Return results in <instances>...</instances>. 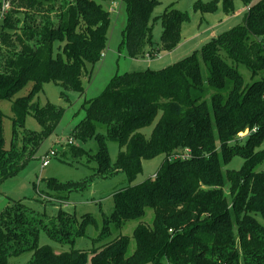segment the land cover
<instances>
[{"label": "trees", "instance_id": "obj_1", "mask_svg": "<svg viewBox=\"0 0 264 264\" xmlns=\"http://www.w3.org/2000/svg\"><path fill=\"white\" fill-rule=\"evenodd\" d=\"M8 1L0 25V100L10 103L13 138L6 148L0 111V183L34 158L59 123L61 109L49 103L31 109L34 97L47 83L82 94L86 65L102 58L109 24L108 13L91 0ZM159 1L124 0L121 45L128 57L154 58L178 46L187 15L170 6L154 17ZM233 1L222 0L225 11L233 12ZM157 21L162 34L154 48ZM238 66L250 72V83ZM28 83V94L16 97ZM28 115L40 131L25 129ZM153 122L146 138L140 132ZM95 124L107 127L106 138ZM245 131L250 134L241 144L237 137ZM73 137L98 142L97 174L114 170L128 181L141 172L143 161L164 155L153 179L115 195L114 212L107 216L120 229L150 209L152 224L136 226L132 254L130 238L120 234L100 247L75 249L86 222L72 225L68 215H74L65 211L48 218L14 203L0 216V264L24 253L31 254L25 264H264V2L248 9L241 26L163 70L113 77L87 105ZM105 140L118 144L113 164ZM233 158L242 162L237 170L227 167ZM54 185L46 183L47 189ZM41 233L69 250L40 246Z\"/></svg>", "mask_w": 264, "mask_h": 264}, {"label": "rangeland", "instance_id": "obj_2", "mask_svg": "<svg viewBox=\"0 0 264 264\" xmlns=\"http://www.w3.org/2000/svg\"><path fill=\"white\" fill-rule=\"evenodd\" d=\"M4 0H0L2 4ZM108 13L109 24L107 30V45L102 58L92 67L86 65L89 79L83 81V93L67 92L54 83L43 85L42 91L32 101L33 106L43 107L49 103L61 109L60 120L54 130L41 142L34 158L16 175L0 183V216L2 212L14 203L21 202L27 209L48 218L56 217L57 211H65L72 225L86 222L85 237L76 238L75 249L89 250L100 247L119 234L130 238L128 253L135 249L132 233L140 222L151 225L153 222L152 210L146 209L144 216L138 220L127 221L120 229H116L108 218L114 212V198L117 193L126 187H133L151 180L163 163L164 155L152 160L143 161L142 170L132 180H127L121 172L111 170L104 175L97 174V154L99 144L93 139L81 141L73 137L75 127L84 119L87 105L99 97L115 76L130 73H141L146 70H163L172 63L192 54L215 38L236 26H241L248 9L264 2V0H250L246 5L240 0L233 1V12L225 11L222 0H160L154 10V17L160 16L170 6L187 15V21L181 28V40L178 46L170 52L161 51L154 58L144 56L132 59L128 57L122 44V32L127 23V12L124 0H91ZM196 5H205L202 11L194 10ZM214 9H213V6ZM212 12H207L208 10ZM9 10V7L6 11ZM2 23L0 12V25ZM162 27L157 21L152 28V45L160 46ZM64 58V57H63ZM245 84L250 83L251 74L244 66L237 67ZM31 83H28L16 97L28 94ZM61 93L65 96L62 97ZM0 111L4 115L2 121V139L6 148L12 142V117L10 103L0 100ZM32 114V111H30ZM96 125V133L106 138L107 127ZM154 127V122L141 130V134L148 138ZM25 129L40 131V127L32 115L25 119ZM22 130H18L20 134ZM248 131L239 133L238 142L243 144L248 137ZM251 133H253L251 131ZM248 134V135H247ZM72 139L73 144L68 141ZM107 155L113 164L119 154L116 142L105 140ZM264 149V144L263 147ZM50 150H55L56 156L50 164L41 168V158ZM78 151H81L80 153ZM239 158L231 159L227 167L237 170L241 166ZM264 168V165L262 166ZM98 171V170H97ZM53 180L55 184L47 189L46 183ZM85 215H90L92 218ZM110 223L109 230L105 228ZM108 216V217H107ZM52 222H57L54 218ZM59 222H57L58 224ZM109 236V237H108ZM69 239L68 236H62ZM72 239V236L71 238ZM39 245L51 246L58 251H68L69 245L57 244L44 233L40 234ZM30 253L9 259L10 264H25L30 259Z\"/></svg>", "mask_w": 264, "mask_h": 264}, {"label": "built area", "instance_id": "obj_3", "mask_svg": "<svg viewBox=\"0 0 264 264\" xmlns=\"http://www.w3.org/2000/svg\"><path fill=\"white\" fill-rule=\"evenodd\" d=\"M9 7V1L8 0H4L3 3L1 4V9H0V12H1V16L6 12V10L8 9ZM252 132L254 133L255 130H252ZM250 134V133H248ZM247 134V135H248ZM240 135V134H239ZM238 135V136H239ZM68 144L69 145H72L73 144V140L70 139L68 141ZM56 151L55 150H50L48 153H46L45 155L42 156L41 158V168H45L47 167L49 164H50V160L56 156Z\"/></svg>", "mask_w": 264, "mask_h": 264}]
</instances>
